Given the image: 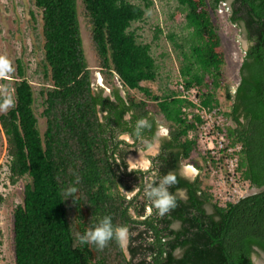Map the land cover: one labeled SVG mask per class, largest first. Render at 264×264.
Listing matches in <instances>:
<instances>
[{"label": "trees", "instance_id": "1", "mask_svg": "<svg viewBox=\"0 0 264 264\" xmlns=\"http://www.w3.org/2000/svg\"><path fill=\"white\" fill-rule=\"evenodd\" d=\"M175 1L177 14H184L186 33L167 37L180 51L181 79L187 89L198 90L204 106L224 115V132L232 145H242V180L262 188L264 0L231 4L229 19L244 28L250 43L234 91L225 78L226 53L213 17L225 0ZM153 4V0H35L42 13L40 66L46 84L39 94L46 129L42 134L34 86L21 60L13 78L15 106L0 115L9 183L29 179L23 202L13 213L16 264H255L256 250L264 252V190L222 207L209 191L206 174L191 179L181 173L183 162L195 156L207 159L197 143L198 119H188L183 111L192 103L176 90L160 93L148 85L159 80V65L151 44L140 41L133 25ZM80 15L104 87L94 85ZM158 33L161 28L156 39ZM9 81L0 77V86L8 87ZM218 90L229 105L226 113ZM142 117L152 127L137 138L134 125ZM162 124L168 133L160 139L158 153L149 157L151 166L130 172L128 155L142 140L149 148ZM124 134L133 143L121 139ZM195 167L203 170L198 162ZM169 172L179 181L170 189L177 194V207L162 218L143 189ZM70 186L78 189L77 200L66 199ZM180 191H185V198ZM5 199L0 190V206ZM105 215L128 227L129 255L114 240L103 251L77 243L75 234Z\"/></svg>", "mask_w": 264, "mask_h": 264}, {"label": "rangeland", "instance_id": "2", "mask_svg": "<svg viewBox=\"0 0 264 264\" xmlns=\"http://www.w3.org/2000/svg\"><path fill=\"white\" fill-rule=\"evenodd\" d=\"M154 4L146 13L144 19L133 25L137 29L140 41L151 44L152 55L159 65V80L153 84H148L154 90L164 93V90H175L176 82L181 79L179 68L182 57L178 48L167 37L169 33H176L177 37L186 33L184 29V14H177L178 3L175 0H153ZM231 15V3L226 1L222 3L216 13H213L215 22L219 27V33L226 53L227 65L225 67V78L234 91L240 81L239 68L243 56L249 47V40L242 26H237L229 19ZM81 31L83 45L88 60L89 67L93 70V80L96 87H104L103 79L100 80V71L97 67L96 57L90 43V33L82 15H80ZM157 28H161L162 33H158ZM0 55H6L11 61L12 70L5 76L10 79L8 87H1L0 91L7 90V93L14 98L13 78L17 77L18 60H21L26 71V77L32 82L35 90L36 104L35 113L39 120V128L43 134L46 129V119L42 116L44 110L43 97L39 94L40 89L46 84L40 63L44 58L43 37H42V13L37 9L35 0H0ZM118 83V81H117ZM119 84V83H118ZM120 85V84H119ZM106 93L109 90L106 89ZM217 98L222 112H228L229 105L225 100L222 90L217 91ZM2 113H0L1 115ZM224 116V115H223ZM225 119V117H224ZM229 120V119H228ZM230 121V120H229ZM168 128L161 125L158 129V138L153 144L145 149L147 141H140L137 149L127 157V163L131 164V157L143 156L149 160V157L155 156L159 151L160 139L166 136ZM121 139L129 143L133 140L127 134L121 135ZM157 145V146H155ZM7 140L0 125V190L5 193L6 199L0 206V264H16L14 251V226L13 213L17 205L22 204L24 198V189L28 178L20 180L16 185H11L8 180V169L6 162ZM152 148V151L149 149ZM157 149V151H156ZM155 150V152H154ZM131 158V159H130ZM150 162V160H149ZM198 162L203 166L202 171H198L195 163ZM150 164V165H149ZM132 165V164H131ZM151 162L146 167L140 163H133L135 169L147 170ZM194 168V172L187 170L189 167ZM198 174L205 176L207 170L205 162L199 156H195L191 161H185L181 167V173L185 176L191 174L192 178ZM197 174V175H198ZM209 184V177L206 181ZM210 185V184H209ZM254 188L251 187L248 193H252ZM134 192H127L131 197ZM185 198L186 193L180 192ZM209 212L213 211L211 204L207 205ZM175 227L179 224L175 223ZM128 244L124 247L128 254ZM181 252L178 250L176 254ZM129 255V254H128ZM255 264H264V252L256 250L254 256Z\"/></svg>", "mask_w": 264, "mask_h": 264}, {"label": "built area", "instance_id": "3", "mask_svg": "<svg viewBox=\"0 0 264 264\" xmlns=\"http://www.w3.org/2000/svg\"><path fill=\"white\" fill-rule=\"evenodd\" d=\"M174 89L181 94L182 98L192 103V106L183 109L188 119H198L195 122L197 143L207 159L203 161L206 165V175L209 177V191L214 199L219 206L224 207L246 197L251 185L248 181L242 180L239 170V153L242 145H232L224 132L223 114H217L216 110L204 106L198 90L196 88L187 89L182 79L176 82ZM228 123L231 124L229 120ZM150 211L148 208V212Z\"/></svg>", "mask_w": 264, "mask_h": 264}, {"label": "clouds", "instance_id": "4", "mask_svg": "<svg viewBox=\"0 0 264 264\" xmlns=\"http://www.w3.org/2000/svg\"><path fill=\"white\" fill-rule=\"evenodd\" d=\"M12 70L11 61L6 55H0V76H5ZM15 106L14 98L7 93V90L0 92V113H7ZM152 124L147 118H140L134 125V135L140 138L146 129H151ZM128 170L137 171L130 163H128ZM146 170V169H145ZM185 178H187L185 176ZM80 177H76L78 184ZM177 175L169 172L159 178L158 182L153 181L146 183L144 186V195L150 200L154 209L160 217H165L177 207V194L170 191V189L178 184ZM78 189L75 186H70L65 190L66 199L70 196L77 200L76 193ZM179 191V190H177ZM65 199V200H66ZM76 241L79 245L87 244L94 245L98 251H103L109 246L113 240L121 247L127 246L129 241V229L125 225L113 223L111 215H105L98 220L92 227L85 230L84 233H76ZM75 246V245H74Z\"/></svg>", "mask_w": 264, "mask_h": 264}, {"label": "bare ground", "instance_id": "5", "mask_svg": "<svg viewBox=\"0 0 264 264\" xmlns=\"http://www.w3.org/2000/svg\"><path fill=\"white\" fill-rule=\"evenodd\" d=\"M153 149L152 148H150L149 149V151H152ZM131 158H135V159H131ZM130 159H131V164L133 165V163H140L143 167H146L147 165H148V159L147 158H145V157H143V156H137V157H131ZM187 170L188 171H190V172H194L193 170H194V168L193 167H189V168H187Z\"/></svg>", "mask_w": 264, "mask_h": 264}, {"label": "water", "instance_id": "6", "mask_svg": "<svg viewBox=\"0 0 264 264\" xmlns=\"http://www.w3.org/2000/svg\"><path fill=\"white\" fill-rule=\"evenodd\" d=\"M100 80H102L101 75H100ZM261 190H264V187H262V188L254 187V191H253L252 193H249L248 195L255 194V193H257V192H259V191H261ZM248 195H247V196H248Z\"/></svg>", "mask_w": 264, "mask_h": 264}, {"label": "flooded vegetation", "instance_id": "7", "mask_svg": "<svg viewBox=\"0 0 264 264\" xmlns=\"http://www.w3.org/2000/svg\"><path fill=\"white\" fill-rule=\"evenodd\" d=\"M227 0H225L223 3H225ZM228 1H230V3L232 4V2H233V0H228ZM219 9V8H218ZM231 12H232V7H231ZM188 176L187 177H189V178H191V179H193L192 178V176H190L189 174H187ZM180 192H185V191H180ZM180 192H179V194H180ZM179 224V223H178Z\"/></svg>", "mask_w": 264, "mask_h": 264}, {"label": "crops", "instance_id": "8", "mask_svg": "<svg viewBox=\"0 0 264 264\" xmlns=\"http://www.w3.org/2000/svg\"><path fill=\"white\" fill-rule=\"evenodd\" d=\"M155 146H157V145H155ZM156 151H157V149H156ZM154 152H155V150H154ZM148 163H150L149 160H148ZM149 165H150V164H149ZM189 175L191 176V174H189ZM180 254H181V253H180ZM180 254H179V255H180Z\"/></svg>", "mask_w": 264, "mask_h": 264}]
</instances>
